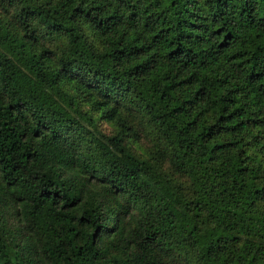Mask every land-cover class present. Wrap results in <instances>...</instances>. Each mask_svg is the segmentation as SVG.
Masks as SVG:
<instances>
[{"label": "trees", "instance_id": "obj_1", "mask_svg": "<svg viewBox=\"0 0 264 264\" xmlns=\"http://www.w3.org/2000/svg\"><path fill=\"white\" fill-rule=\"evenodd\" d=\"M0 264H264V0H0Z\"/></svg>", "mask_w": 264, "mask_h": 264}, {"label": "rangeland", "instance_id": "obj_2", "mask_svg": "<svg viewBox=\"0 0 264 264\" xmlns=\"http://www.w3.org/2000/svg\"><path fill=\"white\" fill-rule=\"evenodd\" d=\"M99 130L101 133L103 134H109L112 132L110 126L107 123H100L99 124ZM148 145L147 143H145V146ZM132 150L136 153V154H142L143 156L146 155L145 151H144V145L143 142L140 141V143H136L132 145Z\"/></svg>", "mask_w": 264, "mask_h": 264}]
</instances>
